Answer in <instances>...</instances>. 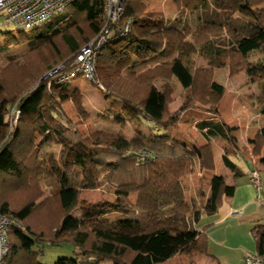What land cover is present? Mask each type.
Instances as JSON below:
<instances>
[{
  "label": "trees",
  "instance_id": "trees-1",
  "mask_svg": "<svg viewBox=\"0 0 264 264\" xmlns=\"http://www.w3.org/2000/svg\"><path fill=\"white\" fill-rule=\"evenodd\" d=\"M172 2L178 10L175 19L149 14L139 0H127L121 23L133 21L130 34L104 46L97 59V67L102 63L109 68L101 85L123 109L133 113L136 124L130 137L103 130L84 136L63 110L70 95L64 99L59 92L75 90L71 80H60L76 69L77 54L102 28L104 0H78L50 24L18 33L17 43L28 47V58L48 49L56 58L52 72L62 68L48 82L42 81L43 75L37 71H29L13 94L18 96L16 106L21 116L0 146V213L14 217L19 227L9 234L5 264H45L40 261L39 248L65 242L76 246L75 256L60 257L55 264H165L182 255H188V264H194L198 254L213 258L208 252L209 237L199 228L202 215L215 214L223 198L234 194L235 186L215 176L210 184V208L205 211L193 198L192 177L199 175L203 181L205 171L214 170L212 140L221 139L237 149L234 133L239 128L216 117L201 120L196 128L207 141L204 146L172 131L204 93L224 94V87L213 80L212 73L225 67L231 75L245 73L259 84L254 108L256 114L264 116V0ZM139 23L151 30L146 38L137 36ZM189 40L207 67H194L174 58L140 73L115 76L112 59L117 54L113 47L129 43L136 45L137 55L142 51L159 55L169 43L182 48ZM11 41L6 44L11 45ZM6 47L0 45V55ZM9 60L13 63L14 59ZM174 80L182 89L185 106L170 113ZM6 103L9 100L0 102V135L8 126L2 112ZM77 107L79 116H84L83 106L81 109L77 102ZM26 112H35L33 126L26 122ZM115 120L124 124L125 117L117 115ZM35 135L42 137L44 145H59L60 156L43 152L34 141ZM255 141L253 154L259 157L264 127ZM223 163L235 178L244 176L227 153ZM103 179L114 188L116 204L110 208L100 202L80 204L81 193L99 189ZM46 190L51 198H44ZM131 195L136 196L134 204ZM53 204L55 211L37 224L35 213L44 214ZM111 212L124 218L116 222L105 219ZM65 232L75 235L70 240L61 239ZM253 232L257 254L263 256L264 225L256 226Z\"/></svg>",
  "mask_w": 264,
  "mask_h": 264
},
{
  "label": "rangeland",
  "instance_id": "rangeland-1",
  "mask_svg": "<svg viewBox=\"0 0 264 264\" xmlns=\"http://www.w3.org/2000/svg\"><path fill=\"white\" fill-rule=\"evenodd\" d=\"M139 1L145 6L146 12L149 14H163L167 18L172 19L178 16V10L172 0ZM135 31L140 39L146 38L151 32L149 27L140 23L136 25ZM18 37V31L14 26L5 24V17L0 16V45L1 47L7 46L5 51L0 55V102L4 99L9 100V103L5 104L2 111L3 113L5 112V121L8 126L6 131L0 135V146L18 124V121L14 123L18 96L13 94L21 87V83L24 81L26 74L29 71H37L39 74L43 75L42 81L48 82L53 77L51 68L56 65V58L52 51L48 49L39 51L34 57L28 58V47L22 43L18 44L16 40ZM8 40H12L10 43L11 45L6 44ZM19 42H21L20 39ZM135 48L136 45H129V43H123L113 47L117 54L112 59V63L115 66L113 69L115 76L130 72L132 74H134L133 72L140 73L150 67L168 62L174 58L187 61L194 67L205 68L208 65L207 61L201 58L198 52L192 47L190 40L182 48H178L173 43H169L165 52L159 55L152 54L148 51H142L139 53L140 55H137L135 53ZM11 57L14 59L13 63L9 60ZM252 59V57L248 58L249 61H252ZM108 71L109 68H105V66L100 63L97 67L96 83L88 81L84 75H80L75 80H71L70 83L78 82L75 90L70 92L71 94L69 92L63 93L59 91L62 98L67 99L68 95H70L71 98L64 103L63 110L78 124L77 129L84 136H89L99 130H103L112 133H123L127 137H130L133 133L132 127L136 124L133 113L123 109L121 103L112 99L101 85L102 78H107ZM212 75L213 80L224 87V94L220 95L212 90L204 93L193 109L185 111L177 128L173 129L172 132L178 135L185 134L188 138L200 144L203 139L200 133L195 129V122L201 121L206 114L216 113L217 115V113H220L221 115L222 113L224 117L227 116L233 124L238 125L239 129H241L240 133L243 134V136H240V139L242 143L243 140L250 138L252 139L250 144L254 147V142H256V136L258 135L257 130L264 125V119L255 113L254 108L255 99L260 93L259 84L255 81L253 82L245 73L231 75L229 69L226 67L214 70ZM157 84L161 86L163 82L159 81ZM172 86L174 87V92L169 104V112L175 113L185 106V104L183 102L182 89L179 83L174 80L172 81ZM77 102L81 105V109L83 106L85 111L84 116H79ZM234 102H236L237 105H234ZM117 115L125 117L124 124H120L115 120ZM24 117L28 125L33 126L35 112H26ZM80 119L85 120V122H82ZM145 126L152 127L151 124L147 125L146 123ZM34 139L39 146H42L43 152L51 153L55 155V158L60 156L61 147L59 145H47V143L44 145L42 137L38 135H35ZM230 148L233 147L230 145ZM199 177V175L192 177L194 179L193 183L191 179L189 180L193 187L202 183ZM47 197H52L48 190H46L44 198ZM43 199L37 201V203H40V201L42 202ZM129 199L133 204L136 203V196L131 195ZM99 202L104 203L107 208H110L111 205L117 202L114 188L108 185L105 179H103L99 189L81 193L80 204L88 205ZM46 208L44 214H40V212L35 213V222L39 225L48 219L50 211L54 212L56 206L53 204L50 209L48 207ZM77 214H79L78 210L75 212L76 216ZM123 218L124 216L118 212H111L105 217V219H109L112 222L122 220ZM74 235L73 233L65 232L60 237L61 239L70 240ZM76 251V246L70 242H65L57 246L43 245L39 248V252L41 253L40 261L45 264H55L60 257H74ZM197 256H195L193 260L194 264ZM189 262L190 257L188 255H182L165 264H188Z\"/></svg>",
  "mask_w": 264,
  "mask_h": 264
},
{
  "label": "crops",
  "instance_id": "crops-1",
  "mask_svg": "<svg viewBox=\"0 0 264 264\" xmlns=\"http://www.w3.org/2000/svg\"><path fill=\"white\" fill-rule=\"evenodd\" d=\"M72 85L77 87L78 82H73ZM233 104L237 105L236 102ZM213 117L222 119L229 126L238 127L227 116L224 117L222 113L221 115L220 113L217 115L215 113L206 114L202 120ZM261 118L264 119V116ZM198 122L200 121L195 122L196 130ZM262 127L264 125L259 127L257 131ZM240 131L241 129L234 133L238 141L237 149L232 145L233 148H230V144L221 139L211 141L215 168L213 171H205L202 183L197 184L193 190V198L196 203L199 206L203 204L206 211L210 208V184L215 176L223 177L228 186H235L234 194L223 198V202L215 214L203 213L199 228L209 237L208 252L213 258L199 254L195 264H217V262L220 264H246L247 254L258 253L253 230L256 226L264 225V147L261 155L255 157L253 145L250 144L252 139L248 138L242 143L240 136L243 134ZM201 137L203 141L198 145L204 146L207 141L202 135ZM226 153L239 170L244 173V176L235 178L233 173L224 165L223 156ZM253 170L259 172L261 178L260 191L250 183L249 174Z\"/></svg>",
  "mask_w": 264,
  "mask_h": 264
},
{
  "label": "built area",
  "instance_id": "built-area-1",
  "mask_svg": "<svg viewBox=\"0 0 264 264\" xmlns=\"http://www.w3.org/2000/svg\"><path fill=\"white\" fill-rule=\"evenodd\" d=\"M78 0H0V16L5 17V24H10L19 32H31L37 28L50 24L54 19L62 16L68 7ZM104 24L97 37L84 46L76 57V69L60 82L75 79L84 75L92 82H97V59L104 46L113 41L125 38L130 34L133 21L128 20L122 24L125 16L127 0H104ZM62 67L57 68L51 74L54 76ZM15 121L21 116L20 110H16ZM250 183L260 191L261 178L257 170L250 174ZM19 222L10 215L0 213V264H5V258L9 252V234ZM246 264H264V255L247 254Z\"/></svg>",
  "mask_w": 264,
  "mask_h": 264
}]
</instances>
